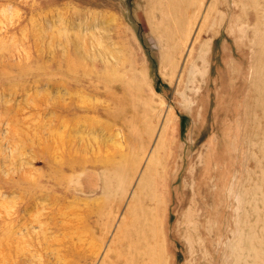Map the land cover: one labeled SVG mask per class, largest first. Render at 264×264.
I'll return each instance as SVG.
<instances>
[{
    "label": "rangeland",
    "instance_id": "1",
    "mask_svg": "<svg viewBox=\"0 0 264 264\" xmlns=\"http://www.w3.org/2000/svg\"><path fill=\"white\" fill-rule=\"evenodd\" d=\"M0 264H264V0H0Z\"/></svg>",
    "mask_w": 264,
    "mask_h": 264
}]
</instances>
